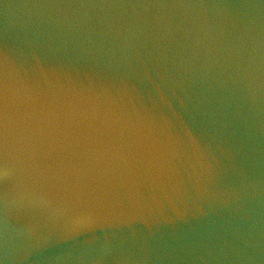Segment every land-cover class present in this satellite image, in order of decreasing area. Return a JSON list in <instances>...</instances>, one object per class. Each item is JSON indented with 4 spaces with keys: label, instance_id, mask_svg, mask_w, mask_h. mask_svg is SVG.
I'll return each instance as SVG.
<instances>
[{
    "label": "water",
    "instance_id": "95a60500",
    "mask_svg": "<svg viewBox=\"0 0 264 264\" xmlns=\"http://www.w3.org/2000/svg\"><path fill=\"white\" fill-rule=\"evenodd\" d=\"M237 50L260 82L254 101L236 75ZM6 59L36 94L98 110L143 106L187 129L215 185L241 195L186 198L157 213L144 204L147 177L117 179L98 211L82 187L79 210L28 249L11 187L5 211L0 146V264H264V0H0V72ZM37 61L46 69L38 76L28 71ZM41 159L103 169L108 144L69 134Z\"/></svg>",
    "mask_w": 264,
    "mask_h": 264
},
{
    "label": "clouds",
    "instance_id": "9594fccd",
    "mask_svg": "<svg viewBox=\"0 0 264 264\" xmlns=\"http://www.w3.org/2000/svg\"><path fill=\"white\" fill-rule=\"evenodd\" d=\"M235 72L254 101L261 87L243 54L235 52ZM42 75L46 69L37 61L28 70ZM27 73H25L26 75ZM125 91L132 86L120 85ZM0 146L3 155L5 211L12 189L14 215L28 223L25 247L30 249L46 238L62 213L79 210L81 188L95 196L94 207L103 211L106 189L119 179L129 186L147 177L151 191L145 199L150 212L177 210L186 198L236 200L237 190L215 185L216 169L187 129L180 131L171 120L159 119L143 106L124 110L90 109L62 97L36 94L27 87L21 70L6 59L0 72ZM69 134L103 136L108 144L109 164L103 169L83 163L53 165L41 159L53 142ZM135 212L97 216L119 222Z\"/></svg>",
    "mask_w": 264,
    "mask_h": 264
},
{
    "label": "snow or ice",
    "instance_id": "6c2138e0",
    "mask_svg": "<svg viewBox=\"0 0 264 264\" xmlns=\"http://www.w3.org/2000/svg\"><path fill=\"white\" fill-rule=\"evenodd\" d=\"M0 107H2V102H0Z\"/></svg>",
    "mask_w": 264,
    "mask_h": 264
}]
</instances>
